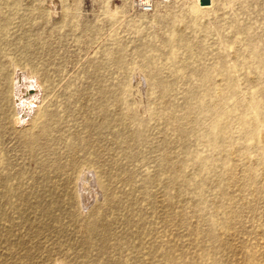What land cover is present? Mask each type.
I'll list each match as a JSON object with an SVG mask.
<instances>
[{"label":"rangeland","instance_id":"rangeland-1","mask_svg":"<svg viewBox=\"0 0 264 264\" xmlns=\"http://www.w3.org/2000/svg\"><path fill=\"white\" fill-rule=\"evenodd\" d=\"M158 2L0 0V264H264V0Z\"/></svg>","mask_w":264,"mask_h":264},{"label":"bare ground","instance_id":"bare-ground-1","mask_svg":"<svg viewBox=\"0 0 264 264\" xmlns=\"http://www.w3.org/2000/svg\"><path fill=\"white\" fill-rule=\"evenodd\" d=\"M163 1H165V0H163ZM195 1L197 2V6L200 8H203V9L204 8H206V9L211 8V6L213 5V0H209L210 3L208 5H204L203 0H195ZM157 4H156V6H157ZM155 10H156V7H155ZM153 13H150V14H153ZM144 14H147V13H144ZM233 67H235V66H233ZM138 75H139V72H138ZM205 75L206 74H204V76ZM141 78L144 81H146L142 75H141ZM40 93H41V87L39 85L38 79L35 76H33L28 71L17 70L14 72V74H13V98H14L16 111H18L17 112V118H16V124L17 125H21L22 123H25L28 120V118L31 117L32 113L34 112L35 107L38 108L37 105H38V101H39L40 96H41ZM254 110H255V108H254ZM37 114H39V113H37ZM39 115H37V116L40 117L41 115L40 116ZM33 119H32L33 121L32 120H30V121L28 120V121L31 124H35V122L38 119L35 117H33ZM39 120H40V118H39ZM258 124H259V122L257 120H254L251 123V126L255 129V128H258V126H259ZM32 126H35V125H32ZM85 172L87 174V171H85ZM94 179H95V176H94ZM80 192L81 193L83 192L81 184H80ZM100 194L101 193L99 191V195ZM90 202H91V200L90 201L87 200V202H86V201H84V198H83V205H84L83 208L86 206H87L86 208H88V205L90 204ZM86 208H85V210H86Z\"/></svg>","mask_w":264,"mask_h":264},{"label":"built area","instance_id":"built-area-1","mask_svg":"<svg viewBox=\"0 0 264 264\" xmlns=\"http://www.w3.org/2000/svg\"><path fill=\"white\" fill-rule=\"evenodd\" d=\"M159 0H133L134 8L142 13H153Z\"/></svg>","mask_w":264,"mask_h":264},{"label":"water","instance_id":"water-1","mask_svg":"<svg viewBox=\"0 0 264 264\" xmlns=\"http://www.w3.org/2000/svg\"><path fill=\"white\" fill-rule=\"evenodd\" d=\"M209 3H210L209 0H203V4H204V5H208Z\"/></svg>","mask_w":264,"mask_h":264}]
</instances>
